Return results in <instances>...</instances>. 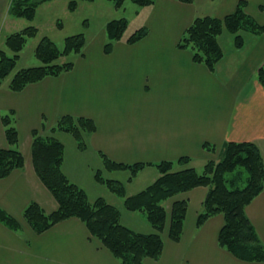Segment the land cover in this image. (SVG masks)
<instances>
[{
    "label": "crops",
    "instance_id": "1",
    "mask_svg": "<svg viewBox=\"0 0 264 264\" xmlns=\"http://www.w3.org/2000/svg\"><path fill=\"white\" fill-rule=\"evenodd\" d=\"M211 1L213 10L204 12L197 9V0H154L144 20L148 32L140 40L128 43L122 38L105 53L103 36L94 41L96 50L91 55L84 52L73 60L69 71L48 75L19 91L7 83L0 85V147H8L1 115L13 109L18 148L24 155V166L0 179V208L20 223V230L14 231L0 222V264H121L77 217L36 233L22 216L31 201L46 212L58 206L36 174L31 147L32 132L43 133L63 115L94 121L95 130L87 136L82 156L89 154L97 166L102 165L103 153L123 163L176 161L187 156L189 165L197 168L216 160L226 141H253L264 160V89L256 74L264 60V33L242 49H227L214 70L194 61L191 49L178 46L196 16L225 15L239 0ZM245 1L246 12L264 23V0ZM143 170L150 171L152 181L158 176L152 165L138 174ZM124 172L107 175L124 181ZM207 190L197 186L172 197L188 201L177 242L168 236L174 199L166 201L163 250L157 260L146 259L147 264H264L241 260L219 246L223 214H214L196 226ZM245 212L264 244V187ZM145 224V232L152 231Z\"/></svg>",
    "mask_w": 264,
    "mask_h": 264
},
{
    "label": "trees",
    "instance_id": "2",
    "mask_svg": "<svg viewBox=\"0 0 264 264\" xmlns=\"http://www.w3.org/2000/svg\"><path fill=\"white\" fill-rule=\"evenodd\" d=\"M49 0H12L10 13L16 17L32 20L40 3ZM91 1V0H89ZM115 7H121L125 0H112ZM148 6L154 0H131ZM192 3L194 0H179ZM77 0H70L68 8L73 11ZM246 1L239 0L232 12L223 17L209 14L196 16L184 30L178 46L191 49L193 60L203 62L214 70L217 62L224 56L219 43V36L225 30L233 35L234 46L239 49L244 44V34L260 36L264 33V23L258 22L245 10ZM59 26H61L59 24ZM127 27L126 18H114L105 23L107 41L103 45L109 53L115 41L122 39ZM34 25L10 32L4 38L6 49H0V85L14 69L19 52L29 38L36 36ZM148 32L141 26L128 35L125 40L133 43L143 38ZM86 38L82 32L66 36L64 46L57 44L48 36H43L35 47V55L41 64L16 71L9 81L8 88L14 91L23 89L30 83L37 82L48 75H59L72 69L73 60L61 63L57 60L72 53H80ZM258 81L264 89V60L257 69ZM8 147H0V179L8 176L16 168L24 166V155L18 148V130L15 125V111L8 109L1 115ZM50 135L44 136L32 132V162L36 174L51 192L57 202V208L46 212L37 202L28 203L22 216L31 229L42 233L57 222L69 218H79L90 234L120 261L121 264H147L146 259L157 260L163 250L162 233L168 212L166 201L178 193L197 186H206L207 193L198 212L196 226H201L210 216L221 213L224 224L218 233V244L235 257L245 261H264V244L254 225L248 218L246 206L264 187V160L258 145L253 141H226L216 160L210 159L198 171L189 165L190 158L180 157L176 161L157 163H123L109 159L100 153L103 166L108 171H127L130 182L146 165L154 166L158 176L145 188L135 194H126L124 181L103 176L97 170L94 177L97 182L118 197L123 198L126 209L143 214L152 227L150 232H142L126 226L121 221V210L103 196L90 199L87 192L72 182L62 171L65 144L54 132L70 133L80 150L87 148V136L95 130V123L85 116L63 115L51 126ZM209 150L214 147L205 144ZM188 201L186 198L174 199L171 204L168 236L177 242L180 240ZM0 222L14 231L20 230L18 220L0 208Z\"/></svg>",
    "mask_w": 264,
    "mask_h": 264
},
{
    "label": "rangeland",
    "instance_id": "3",
    "mask_svg": "<svg viewBox=\"0 0 264 264\" xmlns=\"http://www.w3.org/2000/svg\"><path fill=\"white\" fill-rule=\"evenodd\" d=\"M69 1L70 0H49L40 3L36 8L34 18L32 20H28L23 17L13 16L10 13L12 0H0V49H6L4 45V38L10 32L22 29L27 25H34L38 30L36 36L29 38L24 48L19 52L20 56L14 69L6 78H4L2 85H6L7 81L13 77L16 71L22 68L41 64L40 60H38L35 55V47L43 36L50 37L58 47L62 48L64 46V39L66 36L82 32L85 35L86 43L81 52L62 56L57 60V62L61 63L66 60H75L78 55H82L84 52L91 55V51L96 50V47H94L95 40L98 42L100 41V38L104 36L102 41L104 43L107 41L105 36V23L108 20L121 17L127 19V27L122 36V38L125 39L137 28L144 25L145 17L152 8L151 5L141 6L131 0H125L121 7H115L112 0H77V7L75 10L71 11L68 8ZM197 1V9L199 11L213 10L214 1ZM210 15L216 17L224 16L214 14ZM59 24L61 26H59ZM243 34L244 44L239 49H242L246 44L258 37L250 33ZM219 43L224 51V54L227 49L228 51L231 48L236 49L234 46L233 35L225 30L219 36ZM40 134L48 136L50 135V129H44L43 133ZM54 134H58V138H62V140L66 143L64 159L61 165L62 171L66 174V176L72 182H75L82 187L87 192L90 199L97 196H103L106 200L115 204L121 210V221L123 224L135 230L145 232V223L148 224L145 216L139 211L132 212L126 209L123 205V198L118 197L115 194H110L103 184L96 181L94 175L97 170L101 171L103 176L110 177L107 175L109 171L102 166L103 163L102 165L97 166L89 154L88 156H82L83 150L78 148L75 138L70 133L57 131L54 132ZM85 161L88 163H84ZM89 162H91V164ZM92 163H94V165H92ZM197 169L198 171H202V166H197ZM147 172L150 171L143 170V172H140L131 183L126 182L125 187L127 195L135 194L152 182L151 179L153 177L151 178ZM127 175H129V173L124 172L121 176L124 182L126 181L125 179ZM176 196L177 195L174 197Z\"/></svg>",
    "mask_w": 264,
    "mask_h": 264
}]
</instances>
